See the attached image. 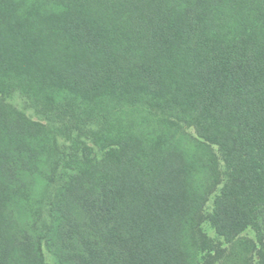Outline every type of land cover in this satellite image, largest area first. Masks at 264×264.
<instances>
[{
	"label": "trees",
	"instance_id": "obj_1",
	"mask_svg": "<svg viewBox=\"0 0 264 264\" xmlns=\"http://www.w3.org/2000/svg\"><path fill=\"white\" fill-rule=\"evenodd\" d=\"M259 218L264 0H0V264L264 262Z\"/></svg>",
	"mask_w": 264,
	"mask_h": 264
},
{
	"label": "rangeland",
	"instance_id": "obj_2",
	"mask_svg": "<svg viewBox=\"0 0 264 264\" xmlns=\"http://www.w3.org/2000/svg\"><path fill=\"white\" fill-rule=\"evenodd\" d=\"M16 102L19 104V106L20 105L22 106L24 103L21 98H18ZM31 110L32 109L28 110V113L33 114ZM32 117L35 119L38 118V116H35L34 114L32 115ZM170 129L172 128H169V130ZM186 131H188L190 135H192L193 137L199 138L195 130V127L186 126ZM69 144L70 142L66 139V137L59 136L58 145L56 147L58 150L62 151V150H65L66 149L65 147H67V145ZM189 146L192 150L195 149L194 145L191 144ZM96 148H97L99 156L100 157L103 156V151L99 149V147L97 146ZM210 170L211 169L208 167H205V168H202V170H199V172L196 173L198 180H200L201 182H203L204 179L207 180L209 177ZM43 183H44L43 181L39 182V186L35 192L36 193L35 201L37 202L36 208H26L25 206L20 208L21 220L24 223H28V224L32 223L34 222L35 219H37L38 216L45 218L47 215V209L46 207H44V205L46 206V202H48L49 194L54 192L56 188L54 185L50 183H47V184H43ZM215 194H211L210 196V200L208 202V209H210L212 206V202H213ZM29 211L30 213L32 212L34 215L30 214ZM38 221H40V219ZM259 223L261 224V226H264V219L259 218ZM201 225H202L201 228L203 230V233L206 234V236H208L215 242H219L220 246H222L223 249H226L225 251L227 252V254L225 255L224 259L227 258L228 255L233 256L231 257V259H236L237 257L245 258L247 256L250 257V255H252L251 256L252 264H264V262H262V260L260 259V256L258 253V251L260 250L259 247H261V243L259 242V238H260L259 230L255 229L254 227H250L246 231H244L242 234H240L235 239V242L231 244V243H227L222 237H220L217 234L214 226L210 223L209 220L205 219ZM44 254H45L46 264H57L55 255L50 251L49 247L46 245L44 246ZM204 256H205V252L202 249L197 248L196 249V260L198 264H206V260H205L206 258ZM234 262L236 263L237 260H235Z\"/></svg>",
	"mask_w": 264,
	"mask_h": 264
}]
</instances>
